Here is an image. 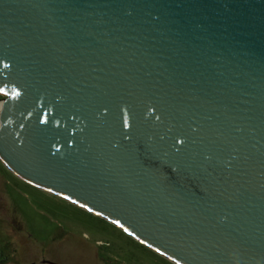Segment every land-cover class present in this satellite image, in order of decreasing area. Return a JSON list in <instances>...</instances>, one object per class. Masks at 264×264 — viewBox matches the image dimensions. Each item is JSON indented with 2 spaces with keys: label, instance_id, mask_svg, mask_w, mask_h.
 I'll return each mask as SVG.
<instances>
[{
  "label": "water",
  "instance_id": "obj_1",
  "mask_svg": "<svg viewBox=\"0 0 264 264\" xmlns=\"http://www.w3.org/2000/svg\"><path fill=\"white\" fill-rule=\"evenodd\" d=\"M0 156L176 264H264V0H0Z\"/></svg>",
  "mask_w": 264,
  "mask_h": 264
},
{
  "label": "rangeland",
  "instance_id": "obj_2",
  "mask_svg": "<svg viewBox=\"0 0 264 264\" xmlns=\"http://www.w3.org/2000/svg\"><path fill=\"white\" fill-rule=\"evenodd\" d=\"M8 97H11V94L0 91V102L3 101L4 103ZM15 200L35 207L38 212L40 226L38 224L37 226L41 238L45 235L46 238H50L52 245L55 243L51 253L54 259L61 261V264H101L93 250H85L76 241V237L84 231L81 209L75 207L79 205L62 195L36 186L19 177L0 156V222H10L9 211L15 209V202H13ZM1 234L0 231V237ZM91 240L95 242L94 238ZM149 249L141 248L138 245L134 246L131 243L130 264H176L168 258V261L164 260Z\"/></svg>",
  "mask_w": 264,
  "mask_h": 264
},
{
  "label": "flooded vegetation",
  "instance_id": "obj_3",
  "mask_svg": "<svg viewBox=\"0 0 264 264\" xmlns=\"http://www.w3.org/2000/svg\"><path fill=\"white\" fill-rule=\"evenodd\" d=\"M13 202L15 209L9 211L10 222H0V263L61 264L51 254L55 243L52 245L50 238L40 236L35 207L20 200ZM78 205L80 207L73 206L80 208L82 213L84 231L77 236L79 238L76 237L81 247L93 250L101 264H130L131 237L136 239L131 232L103 215Z\"/></svg>",
  "mask_w": 264,
  "mask_h": 264
},
{
  "label": "trees",
  "instance_id": "obj_4",
  "mask_svg": "<svg viewBox=\"0 0 264 264\" xmlns=\"http://www.w3.org/2000/svg\"><path fill=\"white\" fill-rule=\"evenodd\" d=\"M131 243L134 244V246L138 245L141 248L149 249L147 246L143 245L142 243L138 242L136 239H134L132 237H131ZM149 250L152 251L155 255H158V256L162 257L164 260L168 261L167 258H164V256L159 255L158 253L154 252L152 249H149ZM169 263H171V262H169Z\"/></svg>",
  "mask_w": 264,
  "mask_h": 264
},
{
  "label": "bare ground",
  "instance_id": "obj_5",
  "mask_svg": "<svg viewBox=\"0 0 264 264\" xmlns=\"http://www.w3.org/2000/svg\"><path fill=\"white\" fill-rule=\"evenodd\" d=\"M3 107H4V103L2 101V102H0V118H1V115H2ZM0 126H1V122H0Z\"/></svg>",
  "mask_w": 264,
  "mask_h": 264
}]
</instances>
